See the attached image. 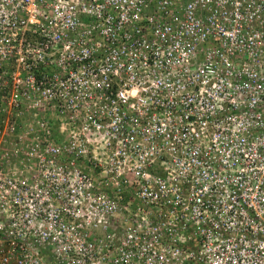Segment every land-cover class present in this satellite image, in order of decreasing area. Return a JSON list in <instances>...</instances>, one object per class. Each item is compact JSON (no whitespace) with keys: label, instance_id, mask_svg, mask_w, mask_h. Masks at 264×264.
Instances as JSON below:
<instances>
[{"label":"built area","instance_id":"built-area-1","mask_svg":"<svg viewBox=\"0 0 264 264\" xmlns=\"http://www.w3.org/2000/svg\"><path fill=\"white\" fill-rule=\"evenodd\" d=\"M0 264H264V0H0Z\"/></svg>","mask_w":264,"mask_h":264}]
</instances>
